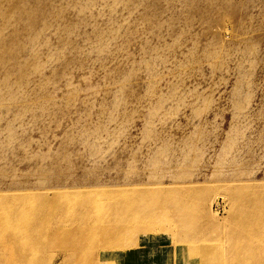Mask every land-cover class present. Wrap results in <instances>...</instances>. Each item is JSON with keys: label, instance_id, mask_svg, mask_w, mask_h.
<instances>
[{"label": "rangeland", "instance_id": "rangeland-1", "mask_svg": "<svg viewBox=\"0 0 264 264\" xmlns=\"http://www.w3.org/2000/svg\"><path fill=\"white\" fill-rule=\"evenodd\" d=\"M131 188L219 242L264 190V0H0V198Z\"/></svg>", "mask_w": 264, "mask_h": 264}, {"label": "bare ground", "instance_id": "bare-ground-1", "mask_svg": "<svg viewBox=\"0 0 264 264\" xmlns=\"http://www.w3.org/2000/svg\"><path fill=\"white\" fill-rule=\"evenodd\" d=\"M139 190L58 192L36 199L2 196L0 264H56L52 257L58 253L48 254L43 246L48 240H62L58 264H264V233L258 226L264 222V190L248 197L244 190L233 193L235 230L217 227L220 242L198 225L193 202L173 201L167 189ZM173 213L181 223L162 225ZM243 227L254 230L244 237L236 233Z\"/></svg>", "mask_w": 264, "mask_h": 264}]
</instances>
